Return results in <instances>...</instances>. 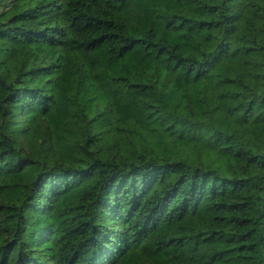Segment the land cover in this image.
Returning <instances> with one entry per match:
<instances>
[{"label":"trees","instance_id":"1","mask_svg":"<svg viewBox=\"0 0 264 264\" xmlns=\"http://www.w3.org/2000/svg\"><path fill=\"white\" fill-rule=\"evenodd\" d=\"M0 264H264V0H0Z\"/></svg>","mask_w":264,"mask_h":264}]
</instances>
